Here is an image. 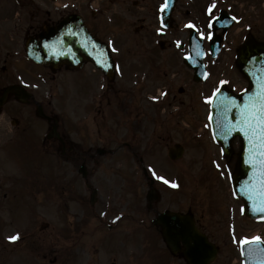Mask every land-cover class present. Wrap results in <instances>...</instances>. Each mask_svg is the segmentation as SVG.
Listing matches in <instances>:
<instances>
[{
  "label": "rangeland",
  "instance_id": "rangeland-1",
  "mask_svg": "<svg viewBox=\"0 0 264 264\" xmlns=\"http://www.w3.org/2000/svg\"><path fill=\"white\" fill-rule=\"evenodd\" d=\"M0 1L3 3V0ZM106 1L107 0H105L104 4L108 5ZM226 1L227 0H221L220 4H225ZM232 1L234 2V10L240 14L245 12L251 6H255V8H262L264 6V0H231V2ZM102 2L103 0H101V3ZM115 2L117 3L118 1L115 0ZM208 2H212V0L182 1V3L189 6L184 5L185 7L180 6V8H178L175 15L178 25L173 31L168 33V40L172 45H169L168 42L165 50L159 49L157 43H155V39H157L158 36L156 30L152 27V23H144L150 25V29L145 26V29L135 30V26L140 23L135 22L130 25L127 31H111L112 35L114 34L115 36H108L109 39L112 40L114 47L118 49V51H116L117 56L123 58L121 60L124 62L122 63L124 67L123 77L131 79L134 76L133 72H138L136 79H140L141 77L144 80V86L141 90L144 93H141V95L137 93V95L133 96L131 100H129L127 96L126 101L124 103L122 102L126 114L134 116L133 118L135 119H139L141 126L144 125L148 127L150 125L151 118L149 113L151 112V107H153L151 104H158V108H156L158 110L162 107L163 104H161V101L158 100L159 102H155L157 100L154 101L151 99L153 96L158 97L160 90H162L161 93H163L166 88H168L169 95L166 98L168 101H164L165 106L168 104L178 106L179 100H191L197 95V93L199 95L208 94L210 91L209 88L212 84L211 82L217 79L210 78L208 82L202 84V86L204 85L205 88H207L205 89V93H202L204 91L202 86L192 85L190 70L184 65L182 59L187 49H180L176 45L177 42L185 43L187 40L186 28L184 25L187 20L198 19L202 24L201 30L204 32L209 30L208 25L206 24L208 16H199V11L203 9ZM111 8L114 9L113 12L117 14L118 6L111 5ZM188 9L190 10V16L186 15ZM259 19L260 18H256L254 21L257 22ZM259 27L260 24L258 23L257 28ZM155 33L156 36H154ZM260 36L264 37V33L260 34ZM228 57L230 61L232 54L229 53ZM4 58L5 56L2 55L0 57L1 61ZM147 64H151L148 69L146 68ZM222 64L225 67L229 65L228 62H222ZM118 83L120 85L122 82L118 81ZM180 87H184V94L189 92L190 97L178 93ZM174 97H176V99H174ZM115 103H119L115 102V98L112 99V106L109 107L106 104V99L102 102L107 109L111 107L110 110L117 109ZM125 104H127V106H124ZM134 106L137 108L134 109ZM99 107L100 103L96 105V109ZM170 109H175V107L170 106L169 110ZM205 109L206 110H203L201 113V120L206 119L205 113L207 112V108ZM184 111L179 115L178 111L172 116L168 115L169 118L166 120L167 126L172 127L175 125L174 128H176L178 124L175 120L180 117V115L188 113L191 116L195 114H191L190 112L186 113V110ZM99 116L100 115L97 117L101 120V117ZM187 116H184L185 121H187ZM92 129L96 130L95 127H92ZM104 130L107 132V135H112L106 129ZM173 134L174 136L179 137L174 130ZM85 136L82 134V138L77 139L78 145H82L81 143L84 142L87 143V148H90L91 143L86 140ZM99 140L100 139H98V141ZM104 143V141H100V144ZM93 145L98 147L97 144ZM105 145L107 146L106 143ZM198 147L203 148V145L202 147ZM162 156L163 157L159 158L160 155H158L156 160L160 165L167 166L168 160L164 154H162ZM118 161L119 160H111L108 157H100L98 165H96L95 161H90V169H92L93 166L95 167L93 176L96 180L98 177L99 182L97 181V183L100 186L101 184L103 185V182L106 179V173L108 172L105 171L106 168L115 167L117 165L121 167H131L133 164L132 161L127 159L121 162L119 161L120 163ZM186 161L188 162V166L194 164L193 167L196 169V165L203 167L201 159L199 157L196 158L193 149H190L184 158L180 160V162L177 161V164L174 166L184 167V162ZM68 162H63L62 159L57 161L59 164L64 163L67 175L69 174L68 169H71ZM10 165L11 164L9 163L6 164L7 167ZM11 167L12 165L10 168ZM57 169H59V167H57ZM97 169L98 171H96ZM161 171L165 172L164 170ZM96 172L97 177L95 175ZM166 174H169L168 177H171V175L173 176V172L171 173V171H167ZM191 175H193V173H189L188 176L186 174L183 176L182 181H186V189L170 191L168 192L169 195H175L174 198L176 202L185 203L187 200H191L192 191L195 193L202 192L205 196H203V198L200 197V199L198 198V200L195 199V201L204 207V214L202 217L206 223L205 227L212 236L214 235V241L220 243L222 247L219 257L214 264H242V259L238 251L239 248L237 249L236 247L237 243H234L233 239H231L233 236V229L235 231L236 239L239 240L245 236H252L257 232H260L261 234L263 233L264 235V224L256 223L251 220H243L242 216L239 215L240 213L235 215V217H230L228 215L229 209L227 210V204H225L229 201V204H231V200H229L227 196L229 188H222L221 191L215 195L210 189H206L205 185L196 189L194 179H191ZM78 178L79 177L76 176L77 184L75 188L73 186L69 187L68 182H59L54 185L55 189H57L54 194L42 193L46 199L42 198L43 204H41L38 209L40 210V213L37 216L38 220L35 221L34 226L36 231L33 232V235H28L19 246H6L7 244L5 245V241H7L9 236L16 235V231L12 229V227L17 224L14 220L20 218V221L22 222L23 214L20 211V208L16 206L15 202H8V199L12 196L11 192L7 195H4V192H0V264H37V260L39 264H108L109 259L112 257L116 258L119 264H140L136 261V257L143 259L145 240L144 238L141 240L137 238L140 234L138 233V230L134 228L136 225L128 221L124 222L126 228H132V235H128L130 233L129 228L127 229L128 233H124V231L121 230L114 234L108 233L104 228L100 227L98 219L94 217L88 200L90 191H85L84 182ZM80 184H82V188L79 187ZM206 184L210 187L212 185V180H206ZM42 189L45 192L48 191L43 185ZM209 192L212 193L210 194L211 202L207 200ZM129 198L132 203L131 197ZM217 198L221 205L217 203ZM214 199H216V202L213 205ZM104 202L105 200H100L97 208H99ZM25 204H27V202ZM200 204L198 205L199 207ZM19 205L22 206V209L23 204ZM175 205L179 204L175 203ZM97 208L95 207L96 210ZM194 208L196 210V207ZM131 209V207H127L126 211H131ZM17 211H19L18 214ZM26 211L27 213L31 212L28 208ZM15 215H17V217ZM234 219L236 221H234ZM106 221L112 223L110 217H108V220ZM46 222L48 224L41 230L40 227ZM69 233L71 234L70 237H68ZM129 237L137 238V240L135 242L133 239L128 240ZM8 248L11 250H8ZM174 264H183V262L176 260V262L174 261Z\"/></svg>",
  "mask_w": 264,
  "mask_h": 264
},
{
  "label": "flooded vegetation",
  "instance_id": "flooded-vegetation-1",
  "mask_svg": "<svg viewBox=\"0 0 264 264\" xmlns=\"http://www.w3.org/2000/svg\"><path fill=\"white\" fill-rule=\"evenodd\" d=\"M117 1L116 3L115 0H107L108 5L104 4L105 0L102 3L101 0H3V3L0 1V53L1 56H5L2 61L0 59V97L5 94L8 86H15L14 90L7 94V99L0 108V168L9 161H14L18 166L13 172L4 170L0 175V192H4V195L12 193L8 202L23 203L29 199L33 203L40 202L44 181L43 170L40 167L29 169L26 167L29 164L34 166L42 159L51 158L74 161L75 164L77 160L95 157V148L92 146L87 148V143L84 142L81 143L84 147L78 145L74 115L73 119L70 116L68 119L61 118L56 109L58 105L52 103V93L48 94L45 90L39 91L36 88L40 78L49 77L52 80L51 90L61 88L57 95L60 100L62 94L66 92L70 97L71 91L68 87L75 81V72L67 66L52 68L30 61L25 54V43L32 38L39 39L42 32L58 26L65 18L77 13L83 16L88 27L103 40L107 39L111 31H127L135 22H140L135 26V30L145 29V26L151 28L144 23H152L154 29L160 25V8L165 0ZM111 5L118 6L117 14L113 12ZM255 29L259 34L264 32V27ZM158 33L164 37L157 41L159 48L165 50L168 45V32L164 30L163 33ZM17 85L23 86L26 91L18 89ZM95 126L98 127L99 135H88L87 138L91 142H98L103 128L102 121H96ZM176 131L184 140L190 136L186 128L181 127ZM167 136L172 144L169 129ZM102 137L104 142L109 144L107 137ZM124 143L130 145L127 141ZM95 153L102 152L97 150ZM134 173L137 176L135 187L139 191V196L144 198L136 201L135 208L141 210L146 221L149 219L144 225L145 228L149 227V235L153 239H161V228L152 225L153 218L166 210L187 213L192 208L186 202H176L175 195L168 193L169 187L162 182L159 183L155 177H149L148 182L145 179L141 180L137 171ZM60 174V171H56L48 174L46 179L50 182V175H53L55 185L61 181ZM74 174V171L68 174L69 187L75 186ZM86 182L89 185L93 180L87 176ZM145 186H148L149 190H155L152 191L151 197L154 199L151 201L146 200L147 194L144 193V189L141 191ZM114 194L120 196L119 192ZM195 216L198 226L204 227L201 218L196 214ZM118 226L119 221L116 228ZM110 227L113 228L112 225Z\"/></svg>",
  "mask_w": 264,
  "mask_h": 264
},
{
  "label": "snow or ice",
  "instance_id": "snow-or-ice-1",
  "mask_svg": "<svg viewBox=\"0 0 264 264\" xmlns=\"http://www.w3.org/2000/svg\"><path fill=\"white\" fill-rule=\"evenodd\" d=\"M170 7L169 0H165V3L161 6L160 12L162 13L160 17L161 28L157 31L163 33L165 27H167L165 20L166 10ZM216 8L215 0L208 8V15L210 17L208 28L212 29L214 24L219 21V17L213 14V9ZM238 18L233 16L231 21H236ZM227 23V22H225ZM187 27L195 28L193 24L187 25ZM69 35H77V33L69 30ZM205 37L203 31L199 32V36L194 38V52L197 57L202 56L203 50L200 47V42ZM208 40L213 39V33L209 31L207 35ZM63 43V39L59 41ZM85 48L88 47L86 42H82ZM179 46V42H177ZM53 51L56 55V43H51L45 45ZM92 47L95 49L96 45L93 43ZM112 51H118L115 47H112ZM71 51V49H69ZM64 54V53H60ZM103 57V58H102ZM96 63L102 68L111 67V63L107 58V53H101L95 57ZM186 59L192 60L193 63H198L194 60L192 55L186 56ZM119 70V66H116ZM207 74L205 73V78ZM227 81H221V87L214 89L212 96L205 97V102L213 105L217 109L218 118L215 119V129L213 130L214 138L219 137L220 139L227 141L233 134H240L246 141V159L245 164L249 166V172L247 173V179L239 184L238 189L233 190V195L237 192L241 194L242 197H246V204H250L251 209L254 213L264 214V79H257L256 90L251 94L248 90H244V98L241 102L235 96H229L222 92V86L226 84ZM162 96H166L167 92L161 93ZM152 100H159L160 97L153 96ZM209 121H213L214 117L212 113L209 114ZM207 126V125H206ZM224 152V148H221V153ZM216 168L220 169L221 164L216 163ZM153 176L156 179L163 181L164 184L170 185L172 188H179L180 185L176 181L169 180L163 175H157L155 170H152ZM224 173L222 172L221 175ZM229 177L232 173H228ZM246 211L245 206H241L240 212L244 214ZM122 215V214H121ZM264 219V215L260 217ZM121 216L115 217L118 221ZM115 222V221H114ZM9 241L15 242L21 239L20 234L9 236L7 238ZM233 242L238 243L240 252L242 256H246L247 260L255 262V264H264V240L260 236L255 237H243L239 240L236 239L235 231L233 229ZM247 246V247H246ZM247 264V262H245Z\"/></svg>",
  "mask_w": 264,
  "mask_h": 264
},
{
  "label": "water",
  "instance_id": "water-1",
  "mask_svg": "<svg viewBox=\"0 0 264 264\" xmlns=\"http://www.w3.org/2000/svg\"><path fill=\"white\" fill-rule=\"evenodd\" d=\"M70 24H72L71 31L77 33V35L73 36L68 34L69 29L67 27H69ZM57 33H59L61 35V38L63 39V43H60V45L56 43V50L58 54L54 55L51 49L35 45L32 46L34 50L30 49V55L34 58L39 57V60H45L53 64L65 61L70 62L72 65H80V63H82L84 60L96 61L95 57L105 52L102 48L104 46L96 43L97 40L90 35L83 22L79 19H77L75 22L71 21V23L69 21H66L57 30ZM49 38V36H46L45 38V41H47L46 45L51 44V39ZM82 42H86L88 44V47L85 48ZM93 43H95L96 45L95 49L92 47ZM44 44L45 43H43V45ZM69 49H71V51H69ZM72 56H75V60L72 59ZM192 57L194 60H197L198 63H193L192 60L189 59H187V62L190 66L195 68L196 80L203 79L206 72L201 61L202 56L197 57L193 48ZM238 62L243 72L246 73L250 79L251 85L247 90L248 93L251 94L256 90L257 79H264V45H258L248 42L242 47ZM225 94L229 96H235L241 102L244 98V92L238 95H232L228 93ZM213 117L214 127H216L215 119L218 118V114L215 107L213 109ZM237 134L238 133L233 134V136H236ZM241 141L243 143V146L239 155L238 168L234 175L235 189H238L239 184L247 179V173L249 172V166H247L244 162L246 159L247 144L242 136ZM224 147L226 148V146ZM237 194L241 196L239 192H237ZM242 198L246 202V197ZM245 208V212L249 216L259 217L261 215H264L254 213L251 209L250 204H246ZM180 220L183 224L181 238L185 243V248L183 249L184 255L189 258L191 264H209L210 261H212L216 256V248L208 241V238L196 228L192 216L180 217ZM177 221H179V219ZM166 232L168 233V231ZM167 242L174 251L179 249L178 247H176V239L167 236ZM246 262L247 264H255V262L247 260V258Z\"/></svg>",
  "mask_w": 264,
  "mask_h": 264
}]
</instances>
